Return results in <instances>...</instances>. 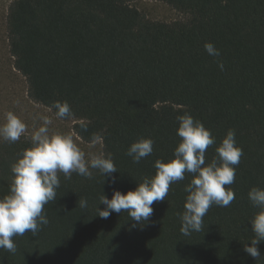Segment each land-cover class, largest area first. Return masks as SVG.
Segmentation results:
<instances>
[{"label": "trees", "instance_id": "obj_1", "mask_svg": "<svg viewBox=\"0 0 264 264\" xmlns=\"http://www.w3.org/2000/svg\"><path fill=\"white\" fill-rule=\"evenodd\" d=\"M137 0H14L7 30L14 67L26 79L28 97L52 111L67 101L73 131L85 143L101 137L104 155L118 170L110 178L93 172L59 174L54 201L44 206L49 223L33 236L13 237L16 252L0 249V264H264L244 251L254 233L250 220L260 209L248 193L264 189V0H156L188 16L173 23L150 21L131 3ZM211 43L220 56L204 48ZM223 64V70L219 64ZM190 114L210 130L216 143L236 133L243 155L227 207L213 205L202 230L185 236L177 213L184 211V187L170 185L154 202L150 220L135 228L127 212L100 218L103 194L135 190L156 173L155 161L174 159L181 141L177 117ZM56 116V115H55ZM87 126V131L81 129ZM154 141L140 163L126 155L139 138ZM31 147V138L0 141V199L9 194L11 165ZM79 198L88 207H78Z\"/></svg>", "mask_w": 264, "mask_h": 264}, {"label": "clouds", "instance_id": "obj_2", "mask_svg": "<svg viewBox=\"0 0 264 264\" xmlns=\"http://www.w3.org/2000/svg\"><path fill=\"white\" fill-rule=\"evenodd\" d=\"M205 51L212 56L219 57L220 52L211 43L204 45ZM219 67L223 70V64ZM52 107L55 115L60 119H72L74 113L67 101H56ZM42 124L31 133V147L18 154V159L11 165L12 177L9 194L0 199V249L10 253L16 252L13 237L23 236L30 231L33 236L47 226L49 220L44 213V206L56 199V190L60 187L59 174L66 180L76 173L86 179H93L90 169L99 171V174L110 178L111 184L117 183L113 174L118 170L113 157L103 153H85L74 142L72 134L50 133L49 125L52 119L41 116ZM179 127L177 136L180 143L174 150V159L164 162L155 161L156 173L152 177H144L135 190L126 194L114 190L112 198L103 194L99 197L97 208L100 218L108 219L110 215L127 212L135 228L144 225L153 214V203L164 201L169 193L171 184L185 179V174L192 179L184 187L187 193L184 211L177 213L181 223L180 231L188 236L192 232L202 230L203 218L213 205L227 207L235 199L234 191L230 186L235 181L236 167L243 155L241 148L236 146V133L228 130L225 138L215 148L216 156L206 164V151L216 143L204 124L194 119L190 114L178 116ZM81 129L87 131V126L81 124ZM27 131V125L13 112L5 114V123L0 124V140L15 143ZM101 137L93 133L90 144L96 145ZM154 141L151 138L141 137L131 144L126 155L132 158L133 163H140L143 158L153 153ZM248 199L253 207L260 209L250 220L254 233L251 246L244 244V251L258 260L261 252L258 245L264 242V189L253 187L248 193ZM78 207L85 209L88 201L79 198Z\"/></svg>", "mask_w": 264, "mask_h": 264}, {"label": "rangeland", "instance_id": "obj_3", "mask_svg": "<svg viewBox=\"0 0 264 264\" xmlns=\"http://www.w3.org/2000/svg\"><path fill=\"white\" fill-rule=\"evenodd\" d=\"M13 1L0 0V124L5 123V114L11 111L27 125L23 136L31 138V133L42 124L40 117L48 116L52 119L50 133L72 134L74 142L85 153L86 159L90 153L104 154L101 140L96 145L83 142L73 131V120L56 117L50 109L36 104L28 97L27 81L14 67V58L9 48L7 18L8 8ZM131 6L150 21L173 23L188 19L187 15L161 1L137 0Z\"/></svg>", "mask_w": 264, "mask_h": 264}]
</instances>
